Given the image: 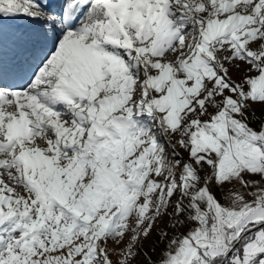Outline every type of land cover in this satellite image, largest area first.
I'll list each match as a JSON object with an SVG mask.
<instances>
[{
    "label": "snow or ice",
    "instance_id": "6c2138e0",
    "mask_svg": "<svg viewBox=\"0 0 264 264\" xmlns=\"http://www.w3.org/2000/svg\"><path fill=\"white\" fill-rule=\"evenodd\" d=\"M0 264H264V0H0Z\"/></svg>",
    "mask_w": 264,
    "mask_h": 264
},
{
    "label": "rangeland",
    "instance_id": "374dc122",
    "mask_svg": "<svg viewBox=\"0 0 264 264\" xmlns=\"http://www.w3.org/2000/svg\"><path fill=\"white\" fill-rule=\"evenodd\" d=\"M254 107L258 109L260 106L259 105H254Z\"/></svg>",
    "mask_w": 264,
    "mask_h": 264
}]
</instances>
